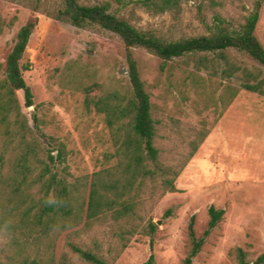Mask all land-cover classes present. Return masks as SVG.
I'll return each mask as SVG.
<instances>
[{
	"label": "rangeland",
	"instance_id": "rangeland-1",
	"mask_svg": "<svg viewBox=\"0 0 264 264\" xmlns=\"http://www.w3.org/2000/svg\"><path fill=\"white\" fill-rule=\"evenodd\" d=\"M30 1L0 0L1 17L6 23L13 21L0 35V83L17 32L37 18L21 61L29 68L23 77L34 105L26 107L24 93L17 91L19 119L26 123L27 137L35 136L44 153L63 152L69 180L86 178L88 195L92 176L114 169L118 160L107 114L88 107L87 98L96 101L118 94L125 104L131 98L125 47L117 35L99 27L80 29L66 17H47L44 12H57L61 0H43L38 16L27 7ZM80 1L106 5L141 32L166 41L210 35L219 26L217 18L228 30H238L255 2L183 0L178 10L155 15L138 0ZM262 1L255 34L264 46ZM134 56L156 120L160 159L152 168L170 178L178 172L177 192L164 193L158 177L146 181L137 193L138 231L127 247H122L109 218L89 228L84 227V219L56 239L55 263L65 256L67 264H89L69 250L67 244L73 242L111 264H141L151 254L158 264H181L190 248L191 218L195 217V232L201 237L211 206L225 214L193 264H238L236 249L254 261L264 253V97L240 90L236 78H222L219 64L223 62L214 69L211 63L199 66L196 58L182 57L162 70V61L148 51L134 49ZM231 59L250 68L256 65L235 51ZM202 132L207 136L188 160L191 144ZM150 222L156 226L152 249L146 233ZM10 239L0 231V264H8Z\"/></svg>",
	"mask_w": 264,
	"mask_h": 264
},
{
	"label": "trees",
	"instance_id": "trees-1",
	"mask_svg": "<svg viewBox=\"0 0 264 264\" xmlns=\"http://www.w3.org/2000/svg\"><path fill=\"white\" fill-rule=\"evenodd\" d=\"M11 4L16 0H3ZM183 0H138L149 12L161 15L178 10ZM43 0H31L28 8L35 16L41 13ZM262 0H255L250 14L238 30L230 31L222 26L210 35L166 41L135 28L125 18L109 11L106 5H86L80 0H61V8L54 12L45 11L49 18L61 20L66 17L80 29L99 27L117 35L125 47V60L131 98L118 94L107 99L87 98L88 107L107 114L112 130L117 166L112 170L100 171L92 176L87 195V179L69 180V173L62 151L44 153L35 136L27 137L26 123L19 119V103L16 92L22 91L25 106L32 107L33 94L27 85L23 71L28 66L21 64L30 37L37 26V18L28 21L19 29L15 43L5 63V80L0 83V231L11 236L8 264H56L54 245L59 235L81 225L85 228L109 218L118 229V237L127 247L130 238L137 233L139 202L137 193L146 181L161 179L164 193L177 192L175 186L178 172L168 177L166 172L153 169L159 163L160 152L155 146L156 120L152 115L150 94L142 80L134 49L141 48L162 61V70L168 62L182 57L196 58L199 66L221 64L224 79H238L239 89L264 97V46L255 32L260 20ZM13 21L6 23L0 15V35ZM250 58L256 65L251 68L243 62H234L232 52ZM216 61V62H215ZM215 69V68H214ZM216 71V70H215ZM127 119V121H125ZM36 128L37 120L34 118ZM116 125V126H115ZM3 129V131H1ZM207 136L199 133L192 142L190 158L197 152ZM225 212L214 206L209 209L210 220L201 237L195 232V217L188 225L190 248L181 264H193L212 232L221 222ZM156 226L150 222L147 234L153 235ZM69 250L89 264H111L99 255L85 250L73 242ZM238 264H264V253L254 261H248L241 249L235 250ZM60 264H67L62 257ZM141 264H158L155 256Z\"/></svg>",
	"mask_w": 264,
	"mask_h": 264
}]
</instances>
